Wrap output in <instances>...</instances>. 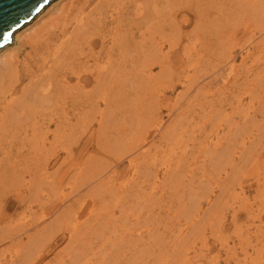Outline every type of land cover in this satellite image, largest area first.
I'll list each match as a JSON object with an SVG mask.
<instances>
[{"label":"bare ground","instance_id":"bare-ground-1","mask_svg":"<svg viewBox=\"0 0 264 264\" xmlns=\"http://www.w3.org/2000/svg\"><path fill=\"white\" fill-rule=\"evenodd\" d=\"M249 1L247 0V2H249ZM254 1H256V0H253V3H254ZM233 2H235V1L233 0ZM256 3H261L259 5L264 6V0H258V2H256ZM240 5L242 6V4H240ZM244 5H246V4H244ZM250 5H251V3L249 4V6ZM255 5L256 4L254 3L253 6H255ZM225 7H226L225 0H50L45 6H43L36 13V15L31 20H29L20 29H18L17 31H15L12 34V39L10 40V42L7 43L6 45H4L0 49V203L3 202V199H4L3 197H7V196L11 197V196L16 195L19 192V190H18L19 187H22L21 190H24V192H26V191H27V193L29 192L31 196H32V194L34 195L36 193V196H34L35 198L39 195L40 191L47 189V188L50 190L52 189V192H53L54 188H55L54 189L55 192L63 189L62 190L63 192L62 193H60L61 191L59 192L60 197L58 200H54V198H53L54 196H52L53 200H52V198L50 199L48 197L49 201L46 200L47 201L46 204L43 203V205L45 207H47L48 210H50V211L55 210L54 215H56V216L54 217L53 221H51L50 223L47 222L45 224H43L42 222L36 223L33 226L30 223L29 226H32V229H37L40 232H36V233L32 232L34 234V235H32V233L29 232L30 229H28L29 228L28 225H27L28 226L27 228H25V225H20V227H19L18 226L19 223H16L17 221L15 222L17 227H16V225H13V226H15L16 231H13L12 233L15 232V235L17 234L16 237L21 239L20 245H22V240H23V242H25L26 240L24 241V238H27V242H25L26 245L24 244L25 248H23L24 246H22V248L20 249L21 251H22V249H25V250L22 253L21 252L19 253V250H18V252L17 253L15 252V255L13 254V256H11L9 259H5L2 262L0 260V264H38L40 261L43 260L45 252L50 247L52 242L56 240L57 234L62 233V232L69 234L70 245L68 248L65 246L67 249H66V251L64 249L65 252L63 255H61V253H59L55 256V259L57 261H59L58 264H128L126 262L127 258H129V260H131L132 263L136 262L133 264H138L137 262L142 263V264H149V261H147V258L149 259V257L153 256V255L158 256L160 251L165 253L164 254L161 252L164 256H166V257L169 256V258H170V253L173 254L175 251L174 249L176 248V247L173 248V246L176 245L175 241L180 239L179 238L180 235H177V234H176V236L174 235V233H176L175 232V225L172 224V222L169 225L167 223V220H162V224H163V221L165 222V224H163L164 228L162 230L160 229L161 221L159 219L154 221L153 220L154 217L151 219V215H154L155 209L150 210V214L147 215L146 217H144L143 220H141L142 221L141 223H140V221H138L140 219H137L133 223V221L130 222L131 219L129 221L127 218L126 219L122 218L123 223L120 224L119 223L120 218L117 219L118 218L117 217L116 218L117 220H116L115 215L111 214V212H113L115 209L111 211V209H112V207L110 205L111 200L108 198L107 199L108 201H107L106 197H105V194L107 192L106 193L103 192L104 194L99 192L100 194H98L97 189L95 192V188H94L95 186H92L90 188V191H89L90 194H89V192L87 193L89 196L88 199L85 198L86 194L85 195L82 194L78 197H75V199L71 198L69 196L71 194H67L68 191L65 189V186H63L61 184L64 177H59L58 174L64 165L70 164L68 161L70 160V158H72V157L74 158V156H73L74 153L83 154L86 150L88 151V149L90 147L94 148L92 150L93 153H95V152L97 153L98 151L102 150L103 148L104 149L108 148V150L110 149L109 147H106V146L103 147V143H105L104 139L106 137L104 138L102 136L103 132L101 130L102 129L101 127H102L103 123L110 124V122H111V124H112L113 120H115L113 118V114H112L113 113L112 107L115 104V102H117V101L119 102L120 100H117V98L115 97L116 95L114 93H116V94H117V92L127 93L126 92V76L127 75L129 76L131 74V73L128 74L129 71H139V72H144V73H147V72L151 73L157 67H161V71H160L161 73L158 76L159 77L161 76L160 77L161 80H162L163 74L166 76L165 78L167 79V82L165 81L164 84H166V85L163 86V88L166 90L175 88V85L173 84L174 78L178 79V78L184 77V79L189 80V78H191L190 69L193 68L192 65L195 63L193 61V59L197 58L196 61L197 60L200 61V59H198L200 56L198 57L197 55L193 54V52H192L193 50L190 51V50H188V46H185L183 48V54H184V56H185L184 58L186 60L181 62V65H180L181 70L176 72L173 68V65H174V63L177 64L179 62V60L177 59L178 55L176 53L177 49H178V44L184 40L189 41L190 38L192 37L191 33H192V30L194 28L197 29L198 27H200V29H201V27H203L205 30L206 26L210 25V24L206 25L208 22V19H209L210 11H215V12H219L220 10L223 11L225 9ZM256 8L257 7L253 8V9H255V11L257 12V9L259 7L257 9ZM260 8L264 9V7H261V6H260ZM210 18H211V16H210ZM212 18L214 19V16ZM215 24H217V23H215ZM220 25H218V26H220ZM239 26L240 25H236V26L234 25L233 26L234 29H232L231 31H229V29H228L227 35L230 36V34L232 33V36H234V38L236 40V38L242 34L241 30H244L243 29L244 27L239 28ZM254 26H256V25H254ZM236 27H238V28H236ZM208 28H209V26H208ZM214 28L216 29L217 27H214ZM210 30L213 31L212 29H210ZM219 30H221V29H219ZM214 32H212V33H214ZM217 33L216 34L214 33V34L218 36ZM221 33H223V32H221ZM205 36L206 35H204L203 37H205ZM224 37H221V38H224ZM214 38H216V37H214ZM213 40H215V39H213ZM204 41H203V43H204ZM214 42H216V40ZM222 42H224V40ZM15 43H18L17 49L14 48V50H10V52L8 53L7 51L10 49V45H13ZM212 43H213V41L211 40V44ZM204 44H202V45H204ZM207 44H210V43L208 42ZM217 44H219V43L217 42ZM217 44H216V49H218ZM234 45H236V44H234ZM208 46H210V45H208ZM194 48H196V47H194ZM202 48L204 49L203 46H202ZM230 48H231V45H230L229 49ZM236 48H235V50H236ZM26 49H28L27 52H26ZM198 49H201V46ZM206 49H207V47H206ZM208 49H210V48H208ZM216 49H214V50H216ZM210 50L213 51L212 48ZM194 51H196V49ZM219 51L221 52V50H219ZM6 52H7V54H6ZM21 52L22 53L26 52V54L24 55V57L22 59H20ZM218 52H216V53L219 54ZM211 53H213V52H211ZM233 53H231V54H233ZM243 53H244V51H243ZM200 54L202 55V52ZM236 54L237 53H235V55ZM213 56L215 58L219 57V56L216 57L215 55H213ZM232 56H234V54ZM203 59L205 60V58H203ZM245 59H247V58H245ZM207 60H206V62H207ZM192 61H193V64L190 63ZM208 61H210V60H208ZM213 61H215V60H212L210 62H213ZM259 61H261V60H259ZM197 63H198V61H197ZM215 63H213V64H215ZM220 63H221V61H220ZM200 65H201V63H200ZM215 65H214V67H215ZM225 65L226 64H224V66ZM210 66H212V65H210ZM216 66H217V68H219L218 71H222L225 68V67L222 68V65L219 67H218V65H216ZM214 67H212V68L214 69ZM195 68H196V66H195ZM199 68H201V67H199ZM199 68H196V69H199ZM203 68L204 67H202V69ZM206 69H203V70H205V71H203V74H204V72H206L205 74H207ZM233 69H234V66L232 65V63H229L226 70H224V72H223L224 74L228 73V76L225 77L228 80V82L230 80V75L232 74ZM127 70H128V72H126ZM246 72H248V71H246ZM229 73H231V74H229ZM213 74H214V72H213ZM240 74H239V77H240ZM216 75H217V73H216ZM218 75H220V74H218ZM149 76H151V75H149ZM158 76L156 75V77H153L152 79H156V81H157ZM185 76H186V78H185ZM207 76H208V74H207ZM251 76L249 78H251ZM202 77H204V76H202ZM194 78H193V80H194ZM135 79H136V77H135ZM152 79H151V81H152ZM202 79L205 80V78H202ZM215 79L217 80V77H215ZM252 79H254L253 76H252ZM190 80H189L190 85L188 86V89L186 90L187 94H191L190 92L192 90V87H193L194 83L197 81V79L195 78L196 81L195 82L191 81L193 83L192 84L190 82ZM209 80H212V79H209ZM234 80L236 81L237 78L235 79V77H234ZM246 80H248V79H246ZM199 81H200V79H199ZM242 81H245V80L243 79ZM153 82H155V81H153ZM157 82H155V83H157ZM198 83H201V82H198ZM236 83H237V81H236ZM248 83H249V81H248ZM253 83H255V81H253ZM158 84H159V82L157 83V85ZM222 84H224V83L222 82ZM250 84L251 83H249V85ZM151 85H153V84L151 83ZM187 85H186V87H187ZM249 85H247V86L249 87ZM214 87H215V85H214ZM252 87H253V85H252ZM144 88L145 89L147 88V90H148L149 87H144ZM254 88L255 87H253V90H254ZM160 90H161L160 87H158L157 91H160ZM209 91H210V89H209ZM252 91L248 92V94L253 98L254 91L253 92ZM206 92H207V90H206ZM119 94L118 95L121 96L122 93H119ZM123 94H122V96H123ZM155 94H153V96ZM179 94H181V93H179ZM160 95H161V93H160ZM160 95L159 96L157 95L156 97L154 96V99H152L150 102V105L152 106V108L150 106H148L149 111L146 112V114L144 113L145 114L144 117L147 116V113L149 115H151L149 117H153L152 113L155 114L152 119H147L149 121L146 120V125H150L149 129H151L153 132H155V137L157 135H159V140H162V139L163 140L166 139L165 141L169 140V142L167 143V145H169L168 149L172 150L171 151V155H172L171 158L169 160L166 159L167 163L166 162L163 163V164L166 163V165H165L166 177L162 181H160L161 179L159 180L160 183H162L161 185L159 183V185H160L159 190L161 189L162 193H159V194H161L159 197L158 196H155V197L159 198V200L164 199L165 197H167V194H169L168 191H173V192H170V193H172V195L178 193V196L180 195L179 193L181 192L182 195L180 197H183L182 200H184L185 196H190L191 198H193L194 201L196 200L197 202H194V201L192 202V200H191L189 205L188 204L184 205L183 202L182 203L179 202L180 206H178V207H180V209L183 208V210L185 208L187 213H186V211L184 212L183 210H182V212L186 213L189 217H190L189 213L190 214L192 213V218L191 217L190 218H191V220L194 221L193 216L195 217L197 215V216H200L201 218H203L204 211L199 207V203L201 202L199 200V197L206 198V201H208V203H210V204H211V201L213 200L211 198V195L213 193L212 190L214 188H211V187H213L214 179L212 177H209V175L206 173L205 167H207V166L210 167V169L215 171V173L217 171L218 172L224 171L227 176L230 175L227 172L228 168H231V169L233 167H235L233 169L237 168L236 165L238 164L240 157L243 155L240 154L239 156H236V150H234L233 148H238V146H239L238 145L239 143H237V141L239 140L240 136L243 137L241 135L242 128H240L238 131V133L240 135L239 137H237L238 140L236 141L235 140L236 137L234 138L232 136L233 140L230 139V143H228L226 146H222V144L218 143V144H216V146L218 148H216V149L211 148V150H209L207 147H205L206 144H208L207 142H206V144H204V141L202 143H200L202 145V147H201L202 149L200 148L201 149L200 152L209 154V156L207 159H205V161H203L202 164H200V166H198V168L201 169L200 171L202 172V174H199V172H194L192 170L196 169V168H193V167L191 169H189V168L191 167V164L196 163V165H197V162H199L197 160L200 159V156L202 153L199 154L200 156H195V153H191L192 154L191 156H194V157H192L193 159L191 161L189 160L188 148L190 145L189 144L190 139L188 138L189 135L187 136L186 134L190 133V130H189L190 125L193 122L190 120L186 121L187 118L186 119H183V118L174 119L173 118L172 121L168 125L164 126L163 119H158L156 116V113L154 111L157 108L153 109L154 102H155V105H158L160 107H161V105H163L162 104V98ZM148 96L149 95H147V97ZM180 96L182 97L183 95L181 94ZM124 97L126 98L127 96H124ZM132 97H133V95L131 96V98ZM208 97H209V95H208ZM135 98L136 97H134V99ZM149 98H152V97L149 96ZM183 98H184V96H183ZM242 99H243V97H242ZM144 100H147V99H144ZM208 100L210 103L211 102L210 99H208ZM208 100L206 102H208ZM125 102H126V100H125ZM192 102H193V100H192ZM203 102H205V101H203ZM212 102H215L214 99ZM228 102H231V101H228ZM143 103H145V102H143ZM199 103H197V104H199ZM175 104H173L172 105L173 107L170 108V116L176 115L175 110H176L177 105H175ZM177 104H178V102H177ZM237 104H238V102H237ZM205 105H207V103ZM212 105H213V103H212ZM214 105H216V104H214ZM230 105H232V104H230ZM239 105H237V107H239ZM216 107L217 106H215V108ZM196 108H197V106H196ZM196 108L194 110H196ZM200 110H203V109L200 108ZM218 110H219V108H218ZM111 111H112V113H111ZM224 115L225 114H223L222 117ZM178 116L180 117L179 113H178ZM215 116H217V114ZM114 117H116V116H114ZM209 117L212 118V116H209ZM110 118H113L112 121L110 120ZM133 118H135V117H133ZM137 118H135V119L131 118L130 119V124H131L130 133L132 134V135L130 134V136H133V133H135L137 131V133H136L137 138L134 137L133 139L131 138L129 140L127 138V135H126V142H125L126 148L125 149H126V152L128 151V153H129V154H127L128 155L127 157H130L132 165H135V170L139 171V169H144V171L142 170V172L140 173L141 179H140V177H138L139 179H137V181L133 180L134 184L133 185L130 184V185H128V187L126 186V190H124V191H128V193L130 194V195L128 194V196L132 200L128 205L130 207L126 206V210L124 208L126 213L127 212L130 213V210L133 211V209L135 208L133 203H135L134 202L135 200L140 202L141 200H138V199L140 198L141 195L145 196L146 194H148L150 192L152 195V196L150 195L152 200L155 198L154 197L155 194H153V192H151V191L147 192V189L150 188L152 186V184L156 183V181H157L156 179L158 178L157 169L155 170V166H157V161H154L155 156L154 155L151 156L150 155L151 153H149V155H148V152H151V150L140 151L141 156L139 155V153H137V151L139 149L145 148V143L147 142L148 134L150 133L149 129L146 130V128H145L146 125L143 122V121H145L144 120L145 118L143 119L142 116L139 117L142 119H137ZM250 118H252V117H250ZM62 119H68V121L70 119H76V120L77 119H80V120L81 119H92L89 121L91 123H89L88 125L86 124V122H87L86 120H85V122H83V124L85 123V125H87V127H85L88 130L86 137L81 139L83 136L82 135L81 138H79L80 141L79 140L76 141V139L78 137L75 138L74 135L72 136V138H74L73 140L76 141V143H75V141L70 142L73 144L75 143L73 152L71 151V148H73V147H70L71 145L68 146L66 143V137L65 136L68 132L64 129L66 127V124H63V123H65V121L63 122ZM104 120L109 121V122L106 123V122H104ZM177 120L180 122V124L182 126V130H181L182 131L181 132L182 137L179 141H175L174 136H173L174 134H172L174 129L179 124L178 123L175 126V123L178 122ZM212 120L214 121V119H212ZM116 121H118V120H116ZM243 121H244V119H243ZM252 121L255 122V118ZM92 122H96L100 128H97V129L89 128V127H91ZM124 122H123V124H124ZM207 122H208V120H207ZM235 122L236 121H234L233 123L235 124ZM254 122H252V123H254ZM223 123L224 122H222V124ZM252 123L250 122V126ZM53 124L55 126V129L52 130L53 131L52 132L50 129H51V126H53ZM111 124H110V127L113 126ZM218 125H216V126H218ZM229 125L231 126V123H229ZM82 127H84V125ZM103 127L106 128L107 126L105 125ZM247 127H248V122H247ZM247 127H245V128L247 129ZM115 128H117L116 125H115ZM118 129H120V128H118ZM141 129L143 131L142 133H141ZM64 130L67 132L66 134L63 132ZM83 130H82V132H83ZM231 130H233V128ZM109 131H110V129H109ZM115 131L117 132L118 130L116 129ZM122 131L123 130H121V132H120V136H121ZM82 132L80 134H82ZM219 132H220V130H219ZM233 132L235 133V131H233ZM84 133H86V132H84ZM140 133H141V135H140ZM51 134H52V140H50ZM94 135H95V137L97 136V139L94 138ZM194 136H195V133H194L193 137ZM216 136H217V134H216ZM245 137H247V136H245ZM249 137H250V135H249ZM107 138H109V137H107ZM117 138L119 139V137H117ZM209 138H210V136H209ZM109 139H111V138H109ZM114 139L117 142L115 137H114ZM191 139H193V138H191ZM242 140H244V137ZM121 141H122V139L120 140V142ZM191 141H193V140H191ZM116 142H115V144H117ZM111 143H112V140H111ZM211 143H213V142H211ZM242 143L244 144L245 142L242 141L241 144ZM200 144H199V147H200ZM214 144L215 143H213V145ZM211 146H212V144H211ZM75 148H76V152L74 151ZM119 148H121V147H119ZM104 149H103V151H104ZM178 149H179V151L176 152V154H175L173 150L176 151ZM159 150H161V149H159ZM227 150H228V152H226ZM61 151H63L65 153V156L62 158V160H59L58 167L56 168V170L52 173L49 172V167L51 166V164H53V161H55L54 156L56 155L57 157H59L58 154ZM110 151H111V149H110ZM118 151H119V149H118ZM89 152H91V151H88L87 153H89ZM191 152H193V151H191ZM250 153H253L252 149L250 150ZM95 154L90 155L89 157L90 158L92 156L94 157ZM139 158H140V161H137ZM249 158H248V160H250ZM91 159L93 160V158H91ZM162 159H163V157H162ZM225 160H227V163H225V165H224L223 163ZM248 160L246 159V161H248ZM97 162L98 161L96 160V163ZM102 162L103 161H101V163ZM189 162H191V163H189ZM85 163L86 162H84V166H85ZM77 164L80 165L79 163H77ZM222 164L224 166H222ZM240 164L241 163L239 161L238 166H240ZM113 165H115V164H113ZM160 165H161V163H160ZM94 167H96V166H94ZM201 167H203V168H201ZM135 170H134V172H135ZM213 171H211V172H213ZM83 172H80V175H81V173H83L82 175H84L83 177H85V183L84 184H87V186L91 185L93 182V179L95 178L94 174L89 176V175H87L89 173L85 174L86 171H83ZM91 172L92 171L90 170V173ZM109 172H110V169H109ZM231 172L234 175V171H231ZM97 173L100 174V170H98ZM142 173L144 175L143 177H142ZM137 174H139V173H137ZM220 174L222 175V173H220ZM80 175H79V173H78V175L76 174V176H75L76 179H77V176H80ZM87 176H89V177H87ZM112 177H113V175H112ZM229 177H228V179L225 178L224 181H220L219 187L221 186V184L223 185L225 183V181L229 180ZM73 178L74 177H72V180H73ZM69 179H71V178H69ZM113 179H111V180H113ZM78 180L79 179L76 180L77 181L76 184L79 183ZM220 180H222V179H220ZM95 181H94V183H95ZM106 181H105L106 183L109 182V180H107V179H106ZM217 181L218 180H216L215 182H217ZM69 182H71V181H69ZM100 182H99V184H100ZM168 182H170V183L168 184ZM236 182H238V181H236ZM80 183H82V182H80ZM111 183H112V181H111ZM68 184H70V183H68ZM95 184L98 185V183H95ZM227 184H229V183H227ZM65 185H67V184L65 183ZM108 185H111V184H108ZM176 185H177V188H176ZM224 185H223V188H224ZM102 186H104V185H102ZM166 186L169 187L168 190L166 188H164ZM240 186H241V184H240ZM82 187H84L83 183H82ZM225 187H226L225 190L223 188L222 189L225 192H227L229 190V189H227L228 186H225ZM75 188H77V186ZM109 188L111 189V187H109ZM153 188L154 187H151V189H153ZM258 188H259V186L257 187V189ZM64 190L67 191L66 195L64 193ZM72 191L74 192V190H72ZM263 191H264V189H263ZM55 192H53V193H55ZM81 192H82V190H81ZM81 192H80V194H81ZM108 192L109 193H107V194H110V192L112 193L111 190H108ZM75 193H77V191ZM261 193H262V191H261ZM49 194H51V193L49 192ZM225 194L231 195L229 191H228V193H225ZM42 196H44V195H42ZM58 196L59 195L57 193L56 197L58 198ZM232 196H234V195H232ZM27 197H25V199ZM120 197L122 198V196H120ZM180 197H177V198H180ZM38 198H41V197H38ZM43 198H45V197H43ZM104 198H105V201L103 200ZM32 199H34V198H32ZM98 199L106 202L105 205H104V202L97 201ZM145 199H147L146 196H145ZM234 199H235V197H234ZM109 200H110V203H109ZM143 200H144V197H143ZM148 200H149V198H148ZM148 200H146V201H148ZM159 200L156 199V201H159ZM182 200H179V201H182ZM23 201L26 202L27 200L25 201L24 199H22V202ZM31 201H33V200H31ZM34 201H35V199H34ZM39 201L40 200H38V203L41 202V201L40 202ZM91 202H93L94 204L92 205ZM142 202H144V201H142ZM186 202H184V203H186ZM26 203H27V207L29 210V208L31 206H30V204H28V202H26ZM154 203H155V200H154ZM171 203H172V201H171ZM193 203H198V204L193 205ZM40 205H41V203H40ZM112 205H113V200H112ZM163 205H164V208H162V210H160V211H164V213L167 212L166 213L167 215H165V216H168L170 213V210H174V208H175L172 204H170V205L168 204V206H165V204H163ZM95 206H97V207H95ZM118 206H120V205H118ZM121 206H120L121 207V213L123 214V213H125V211H123V209H122L124 207V205H121ZM153 206H154V204H153ZM185 206H188L190 211H188V209H186ZM260 206H261V204H260ZM178 207H177V209H178ZM90 208H92V210ZM113 208H114V206H113ZM115 208H116V206H115ZM131 208H133V209H131ZM180 209H179V212H180ZM97 210H98V212H97L98 214L96 215L94 212H96ZM99 210H101V211L99 212ZM261 210L259 213L264 212L263 211L264 209L262 211ZM0 211H1V209H0ZM43 211L44 210H42L41 213ZM88 211H89V213H91V215H88L89 218L82 220L81 218H83V215L85 213H88ZM134 211L137 212V210H134ZM52 212H54V211H52ZM176 212H178V211H176ZM41 213H39V214L35 213L36 217H37V215H38V217L42 216V215H40ZM93 213H94V217H93ZM211 213H212V210H211ZM236 213H237V211H236ZM138 214L139 213H137V216L139 217L141 214L140 215H138ZM22 215H24V214H22ZM176 215H178V214H176ZM179 215H181V214H179ZM187 215L182 214L181 216H183L185 218V217H187ZM251 215H253V214H251ZM258 215H259V217L261 216L260 214H258ZM45 216H46V214H45ZM45 216H43V217H45ZM134 216H135V214H134ZM214 216L216 217V214ZM24 217H25V215H24ZM36 217H34V219ZM189 217L186 218L188 221L190 220ZM31 218H33V217H31ZM130 218H131V216H130ZM45 219H47V218L46 217L43 218V220H45ZM208 219H209V217H208ZM21 220H22V218H21ZM41 220H42V217H41V219L36 220V222L41 221ZM73 220H75L76 222L74 224H71L72 222H74ZM124 220L129 221L128 224ZM173 220H175V219H173ZM197 220H198V217H197ZM205 221H207V219ZM30 222H33V221H30ZM34 222H35V220H34ZM198 222H200V220H198ZM198 222H196V223H198ZM22 223L24 224L23 220H22ZM26 223H29V222H25V224ZM196 223L194 221L192 224H190V226L193 227L194 226L193 224L196 225ZM5 224L7 226H9V223H4V225ZM126 224H127V226H126ZM235 225H236V223H235ZM5 226H4V228L2 226H0V241H1V243H3L4 240L6 241L7 240L6 238L9 239L10 234H11L10 232L12 231L11 228H13L10 226L7 227V228H9L8 232H9V230H11L8 233L5 231V230H7V229H5ZM52 226H57V227L61 226V227L58 228V231L57 230L53 231L54 229H57V227L52 230V229H50V227H52ZM179 226H181V225H179ZM142 227H144L143 228L144 231H142V232L140 231L141 233L136 232V228L142 229ZM185 227H187V226H185ZM202 227H199V228H202ZM194 228H196V227H193L192 229H194ZM237 228H238V226H237ZM197 229H198V224H197ZM181 230L182 229H180V232L182 234L184 231H181ZM196 230H195V233H198L199 231L196 232ZM2 231L3 232L5 231L6 233L4 232L3 233L4 235H3ZM158 231H159V233H158ZM160 231H162L161 234H160ZM236 231H234V232H236ZM257 232L260 233L261 231H257ZM188 233L191 234V232H188ZM5 234H6V236H5ZM24 234H25V236H24ZM7 235H9V237ZM183 235H185V234H183ZM199 235H201V234H198L197 236H199ZM11 236H12V234H11ZM187 236L190 237V235H187ZM10 238L13 239L12 237H10ZM183 238H185V237L183 236ZM2 239H4V240H2ZM20 239H17V242H19ZM187 239H189V238H187ZM239 239H240V237H239ZM185 240H186V238H185ZM8 241L9 240H7L6 242H8ZM180 242L183 243L182 240ZM1 243H0V245H1ZM182 243H181V246L183 247ZM188 243H190V242H188ZM188 243H183V244L187 245ZM140 246L143 248L142 249L143 255H145V258L143 257V260L140 259L141 258L140 256H135L136 252L138 251L136 249H139ZM178 246H180V245H178ZM181 246H180V248L177 247V249H180V250L183 249L184 250V247L182 248ZM70 248H71V250H70ZM3 249H4V247L2 248V250ZM7 249H8V247H7ZM8 250L10 251V249H8ZM8 250L6 251V249H5L4 251L8 252ZM262 250L264 251V249H262ZM4 251H2V252H4ZM146 251H148V254H150L149 256H148V254H145ZM2 252H0V254H1L0 258L6 257L5 256L6 252L3 253L4 255L2 254ZM258 254H260V253L258 252ZM180 255H182V254H180ZM160 256H161V254H160ZM158 257H156V259H155L156 261H152L153 264H155V263L156 264H162V261H159V259H158L159 263L157 262ZM130 258H132V259H130ZM180 259L182 260V258H180ZM127 261H128V259H127ZM163 261H164V263L166 262L165 260H163ZM168 261H169V259H168ZM168 261L166 263H168ZM174 261H176V259ZM170 263L172 264L171 261H170ZM48 264H53V263L48 262ZM175 264H176V262H175ZM181 264H182V262H181Z\"/></svg>","mask_w":264,"mask_h":264},{"label":"rangeland","instance_id":"rangeland-1","mask_svg":"<svg viewBox=\"0 0 264 264\" xmlns=\"http://www.w3.org/2000/svg\"><path fill=\"white\" fill-rule=\"evenodd\" d=\"M234 1L235 2H233V0H225L226 7H225V9L223 11L222 10H220L219 12L210 11L209 19H208V22L206 24V25L210 24V25H208L209 28H208V26H206L205 30H204L203 27H201V29H200V27H198L197 29L194 28L193 29L194 31L192 30V33H191L192 37L190 38V40L189 41L188 40H184V41H182L181 43L178 44V49H177L176 53L178 55L177 59L179 60V62L177 64L174 63V65H173V68H174V70L176 72L181 70V67H180L181 62L186 60L184 58L185 56L183 54V48L185 46H188V50H190V51L193 50L192 51L193 54L197 55L198 57L200 56L198 58V59H200V61L197 60L199 64L196 61L197 58L193 59V61L195 62L194 64H193V61L190 62L191 64H193L192 65L193 66V68H192L193 70L189 68L190 69V74H191V78H189V80L191 79L190 82L191 81L195 82L196 81L195 78L197 79V81L194 83V85L192 87V90L190 92L191 94H187L186 93V90L188 89V86L190 84H189V80L184 79V77L183 78H178V79L174 78L173 84L175 85V88L169 89V90L164 89L163 86L166 85V84H164V82L165 81L167 82V79L165 78L166 76L164 74H163V77H162L163 81L160 78L161 76L160 77L158 76L161 73L160 72L161 71V67H157L151 73H148V72L144 73V72H139V71H129L128 74H130V73L131 74L129 76L126 74L128 76V77L126 76V92L127 93H125V92H117V94L114 93L116 95L115 97L117 98V100H120L119 102L118 101L115 102V104L113 105V107H112L113 113L111 111V113L113 114V118L115 120H113L114 123L112 122V124H111V122H110V124L113 125L114 127L113 126L110 127V124H105V123H103L102 127H101L102 128L101 129L102 132L103 133L105 132L104 134L101 132L102 136L104 138L106 137L104 139L105 143H103V147H105V146L109 147L111 149V151H110V149L108 150V148H105L106 150L103 148L104 151L102 149V150L98 151L97 153L95 152L96 153L95 154L92 151L94 148L90 147L88 149V151H91V152H89L90 154L87 153L88 152L87 150L83 154L74 153V155H73L74 158L72 157L68 161L70 164L68 163L69 165H64L62 167L61 171L58 174L59 177H64L61 184L63 186H65V189L68 191V193H67V191L64 190L65 195H66V193L67 194H71L69 196L71 198H74V199H75V197H78V196H80L82 194H84V195L86 194L85 198L88 199L89 196H88L87 193L90 191V188L92 186H95L94 187L95 188V192H96V189H97V193L98 194H100L99 192H101V193H103V192L104 193H106V192L109 193L108 190H111L112 193L111 192H110V194L106 193L105 197H106V200L108 198L111 200V204H110L111 207H112L111 211L114 210V209L116 210V211L114 210L113 212H111V214L115 215V219L117 217H118L117 219H119V218L121 219V220L119 219V223L120 224L123 223L122 218L123 219L127 218L129 221L131 219L130 222L133 221V223L137 219H140L138 221H140V223H141L142 222L141 220H143L144 217L149 215L150 214V210H152V209L153 210L155 209L156 211L154 210V215H151V219L154 217L153 218L154 221L158 220V219L161 221V225H160V229L161 230L164 228L163 224H165L164 221H163V224H162V220H167V223L169 225L172 222V224L175 225V232L176 233H174V235L175 236H176V234L180 235V237H179L180 239L176 240L175 241L176 245L174 244L175 246H173V248L176 247L174 249L175 250L174 251L175 254L173 253L174 254L173 255L172 253H170V258H169V256H167L168 257L167 258L166 256H164L162 254L164 252L160 251V253L158 255L159 257L156 256V255H153V256L149 257V259L151 258L152 260L151 259L149 260L147 258V261H149V264H151V263L153 264L152 261H156L155 260L156 257H158L157 258V262L159 263V261H162V264H171L170 261L172 262V264L173 263L175 264V262H176V264H181V262H182V264H191V263L192 264H264V253H263L264 251L262 250V249H264V212L259 213L261 209L262 210L264 209V191H263V189H264V125H263L264 124V29H263L264 28V9L260 8V6L261 7H264V6L263 5H259L261 3H256V2H258V0L254 1V3L256 4L255 6H253L254 5L253 0L252 1L248 0L251 3L252 6L251 5L249 6L250 3L247 2V0H244V1L243 0H234ZM240 4H242V6ZM244 4H246V5H244ZM255 7H257V8L259 7L258 9L260 11L256 8L257 9V12H256L255 9H253ZM210 16H211V18H210ZM213 16H214V19L212 18ZM215 23H217V24H215ZM218 25H220V26H218ZM234 25L235 26L236 25H240L239 28L244 27L243 28L244 30H241L242 34L239 37H237L236 40H235L234 36H232L231 32H230L231 33L230 34L231 37L227 35V32H228L227 30L229 29V31H231L232 29H234L233 28ZM254 25H256V26H254ZM214 27H217L218 29L217 28L215 29ZM236 28H238V27H236ZM210 29H212L213 31H211ZM219 29H221V30H219ZM220 31L223 32V33H221ZM212 32H214L215 34L217 33L218 36L215 35ZM204 35H206V36L203 37ZM212 35L213 36L215 35L214 37H216V38H214ZM221 37H224V38H221ZM213 39H215L216 42H214L215 40H213ZM222 39L224 40V42H222L223 41ZM211 40L213 41L212 44H211ZM203 41H204L205 44L203 43ZM207 41L210 44H207L208 43ZM217 42L219 44H217ZM202 44H204L205 46L202 45ZM216 44L218 45V47H217L218 49H216ZM234 44H236V45H234ZM208 45H210V46H208ZM230 45H231V48L229 49ZM17 46H18V43L10 45V49L7 52L9 53L10 50H14V48L17 49ZM200 46H201V49H198V48H200ZM202 46L204 47V49L202 48ZM194 47H196V48H194ZM206 47H207V49H206ZM208 48H210V49L212 48L213 51H211ZM235 48H236V50H235ZM195 49H196V51H194ZM214 49H216V50H214ZM219 50H221V52ZM27 51H28V49H26V52ZM243 51H244V53H243ZM7 52H6V54H7ZM26 52H24V53L21 52L20 59H22L24 57ZM199 52L200 53L202 52V55ZM211 52H213V53L215 52V53L213 54ZM216 52H218L219 54H217ZM231 53H233L234 56H232L233 54H231ZM235 53H237V54L235 55ZM213 55H215L216 57L217 56H219V57L215 58ZM203 58H205V60ZM245 58H247V59H245ZM207 59L210 60V61H212V60H215V61L210 62ZM258 59L261 60V61H259ZM206 60H207V62H206ZM220 61H221V63H220ZM200 63H201V65H200ZM213 63L218 65V67L222 65V68L223 67H225V68L222 71H218L219 68H217V66L215 64H213ZM229 63H232V65L234 66V69L232 71V74L229 73L231 75H230V80L228 82V80L225 78V77L228 76V73H226L227 74L226 75L223 72H224V70H226V68L229 65ZM224 64H226V65L224 66ZM210 65H212V66H210ZM214 65H215V67H214ZM195 66H196V68H199V67H201V68L196 69ZM202 67H204L203 69L207 68L206 71H207L208 76H207V74H205L206 72H204L205 75L203 74V71H205V70H203ZM212 67H214V69ZM246 71H248V72H246ZM126 72H128V70ZM213 72H214V74H213ZM216 73H217V75H216ZM218 74H220V75H218ZM239 74H240V77H239ZM149 75H151V76H149ZM156 75L158 76V78H157V81L159 82L158 85H157L158 82L156 81V79H152L153 77H156ZM251 75L253 76L254 79H252ZM202 76H204V77H202ZM250 76H251V78H249ZM135 77H136V79H135ZM215 77H217V80L215 79ZM234 77H235V79L237 78V80H236L237 83L234 80ZM185 78H186V76H185ZM193 78H194V80H193ZM202 78H205V80L202 79ZM151 79H152V81H151ZM199 79H200V81H199ZM209 79H212V80H209ZM243 79L245 81H242ZM246 79H248V80H246ZM153 81H155L157 83H155ZM248 81H249V83H251L250 85H249ZM253 81H255V83H253ZM198 82H201V83H198ZM222 82L224 84H222ZM151 83L153 85H151ZM186 85H187V87H186ZM214 85H215V87H214ZM247 85H249V87ZM252 85H253V87H255L254 90H253ZM144 87H149L151 90L149 88L147 90V88L145 89ZM158 87H160V89H161L160 91H157ZM209 89H210V91H209ZM206 90H207V92H206ZM252 90L254 91V96H253L254 99L248 94V92H250ZM119 93H122V94L124 93V94H123V96H122V94H121V96H119L120 95ZM160 93H161V95H160ZM179 93H181L184 96V98H183V96L181 97L180 96L181 94H179ZM153 94H155L154 95L155 97L157 95L158 96L160 95L161 98H162V104L163 105H161V107H160L158 105H155V102H154L153 109L157 108L154 111H155L156 116H157L158 119H163L164 126L168 125L172 121L173 118L174 119H181V118L186 119L187 118L186 121L190 120V121L193 122V123L191 122L192 124L190 125V129H189L190 133L186 134L187 136L189 135L188 138L190 139V141H189L190 145H189V148H188V150H189L188 156H189V160L190 161L193 159L192 157H194V156H191L192 155L191 153H195V156H200L199 154L202 153V152H200L201 149H202L201 148L202 145L200 143H202L203 141H204V144H206V142L208 143V144H206L205 147H207L209 150H211V148L212 149L213 148L214 149L218 148L216 146V144H218V143L222 144V146H226L228 143H230V139L233 140L232 139L233 137L234 138L236 137L235 138L236 141L238 140L237 137L240 136L238 131H239L240 128H242V131H241L242 133L241 132L240 133L244 137V140H242L243 137L240 136L239 140L237 141V143H239L238 144L239 145L238 148H233L234 150H236V156H239L240 154L243 155V156H241L242 158L240 157L241 160L239 159V161L241 163L240 166H238L239 161H238V164L236 165V167L238 169L237 168L233 169L235 167L232 168L233 170L231 168H228L227 172L231 175V176L229 175L230 176L229 177V176L226 175V173L224 171L218 172L216 170L217 171L216 172L217 174H216L215 171L210 169V167L207 166V167H205L206 169L204 168L206 170V173L209 175V177H212L214 179L213 187H211V188H214L212 190L213 193L211 195V198L213 200L211 201V204H210V203H208V201H206V198L199 197V200L201 201L200 203L198 202L199 203V207L204 211L205 214L203 213V218H201L200 216H197V215L195 217L193 216L195 223L198 222V220H200V222L196 223V225L193 224L194 225L193 227H196L194 229H192L193 227L190 226V224H192L194 222L193 220H191L192 213L191 214L189 213V215L191 217L190 218L186 214L187 211L185 210V208L183 210V208L180 209V207H178V206H180L179 202H181V203L183 202L184 205H187V204L189 205L191 200H192V202L194 201L193 198H191L190 196H185L186 198L184 197V200H185L184 201V200H182L183 197H180L182 195L181 192L179 193L180 195L178 196V193L174 194V195H172V193H170V192H173V191H168L169 194H167V197H165L164 199L159 200V198L155 197V196L159 197L161 195L159 193H162V190L161 189L159 190L160 185L162 184V183H160V181H162L166 177V167H165V165L167 163L166 159L169 160L171 158V156H172L171 155V151L172 150L168 149L169 145H167V143L169 142V140L168 141H165L166 139L159 140V135H157L155 137V132H153L151 129H149L150 125H146V120L147 119H152L154 117V115H155L154 113H152L153 117H149L151 115H149L147 113V116L144 117L146 112L149 111L148 106H150L152 108V106L150 105V102H151L152 99H154ZM132 95H133V97L131 98ZM147 95H149L152 98H149V96L147 97ZM208 95H209V97H208ZM124 96H127V97L125 98ZM134 97H136L135 98L136 100L134 99ZM242 97H243V99H242ZM144 99H147V100H144ZM208 99H210V101H211L210 103H209ZM213 99H214L215 102H212ZM125 100H126V102H125ZM192 100H193V102H192ZM207 100H208V102H206ZM203 101H205V102H203ZM228 101H231V102H228ZM143 102H145V103H143ZM177 102H178V104H177ZM237 102H238V104H237ZM197 103H199V104H197ZM206 103H207V105H205ZM212 103H213V105H212ZM173 104L177 105L176 110H175L176 115L170 116V108L173 107L172 106ZM214 104H216V105H214ZM230 104H232V105H230ZM237 105H239V107H237ZM196 106H197V108H196ZM215 106H217L216 107L217 109L215 108ZM195 108H196V110H194ZM200 108L203 109V110H200ZM218 108H219V110H218ZM178 113L180 114V117L178 116ZM222 113L225 114L223 117H222V115H223ZM216 114H217V116H215ZM114 116H116V117H114ZM141 116H142L143 119L145 118L144 119L145 121H143V122L146 125L145 126L146 130L149 129L150 133L148 134V140L145 143V148L144 149H139L137 151V153H139V155L141 156V152L140 151L151 150V152H148V155H149V153H151L150 154L151 156L152 155L155 156L154 161H157V166H155V170L157 169L158 178L156 179L157 181L155 180L156 181V183H154L155 185L152 184V186H151V187H154V188L151 189V187H150V188L147 189V192L151 191V192H153V194H155L154 195L155 198L152 200V198L150 197V195H151L150 192L145 195L147 199H145V196L141 195L140 198L138 199V200H141V201L138 202L137 200H135L134 201L135 203H133L135 208L134 209L131 208V209H133V211L137 210V212L136 211L133 212V211L130 210V213H128V212L126 213V211H125L126 210V206L130 207L128 205H129V203L132 200L128 196V194H129L128 191H124V190H126V186L128 187V185H130V184L133 185L134 181L135 180L137 181V179H139L138 177H140V179H141L140 173L142 172V170L144 171V169H139V171L135 170V165H132L131 158L127 157L128 156L127 154H129V153H128V151L126 152V149H125L126 148V143H125L126 142V135H127V138L129 140L131 138L133 139L134 137L137 138V134H136L137 131L135 133H133V136H130V134H131L130 133V127H131L130 119L131 118L135 119L137 117H138L137 119H142V118H139ZM209 116H212V118L209 117ZM133 117H135V118H133ZM250 117H252L253 119L255 118V122L256 123L254 121H252L253 119L250 118ZM113 118H110V120L112 121ZM212 119H214V121ZM232 119L237 122V123L235 122L236 125L233 123L234 121ZM243 119H244V121H243ZM62 120H63V122L65 121V123H63V124H66V127L64 129L68 132L67 133L65 130L63 131L65 134L67 133L66 136H65L66 137V143H67L68 146L71 145L70 147H73V148H71V151L73 152L74 145H75L76 141L79 140V138H81L82 135L83 136H82L81 139L86 137V134H87L88 130L85 127H87V125L89 123H91L89 121L92 120V119H81V120L80 119H77V120L76 119H70L69 121H68V119H62ZM85 120L87 121L86 122L87 125H85V123L83 124V122H85ZM106 120H104V122H106V123L109 122V121H106ZM116 120H118V121H116ZM207 120H208V122H207ZM248 120L251 123L254 122V123L251 124L252 127L250 126V122ZM147 121H149V120H147ZM123 122H124V124H123ZM222 122H224V123L222 124ZM247 122H248V127H247ZM229 123H231V126L229 125ZM92 124H91V127H89V128H91V129L100 128L99 125H97L96 122H92ZM177 124H178V126L172 132V134H174L173 136H174L175 141H179L181 139V137H182V135H181L182 134L181 133L182 132L181 131L182 130V126H181L179 121L175 123V126ZM83 125H84V127H82ZM105 125L107 126L106 128L103 127ZM115 125H116L117 128H115ZM216 125H218V126H216ZM245 127H247V129ZM118 128H120V129H118ZM232 128H233V130H231ZM54 129H55V126L53 124V126H51L50 130L52 131ZM109 129H110V131H109ZM116 129L118 130L117 132L115 131ZM82 130H83V132H82ZM121 130H123V131H122L121 136H120ZM219 130H220V132H219ZM233 131H235V133ZM81 132H82V134H80ZM84 132H86V133H84ZM142 132L143 131L141 129V133ZM141 133H140V135H141ZM194 133H195V136L193 137ZM216 134H217L218 137L216 136ZM73 135L75 136V138L78 137L76 139V141L73 140L74 139V138H72ZM249 135H250V137H249ZM50 136H51L50 140H52V134ZM113 136L116 138L117 142L115 141ZM209 136H210V138H209ZM245 136H247V137H245ZM107 137H109L111 139H109ZM117 137H119L120 140L122 139V141H121L122 143L120 142V140ZM94 138L97 139V136L95 137V135H94ZM191 138H193V139H191ZM111 140H112V143H111ZM191 140H193V141H191ZM73 141H75L74 144L70 143V142H73ZM242 141L245 142V143L241 144ZM115 142L117 144L118 143L119 144L117 145V144H115ZM211 142H213L215 144L213 145V143H211ZM199 144H200V147H199ZM211 144H212V146H211ZM119 147H121V148H119ZM250 148L252 149L253 153H250V150H251ZM118 149H119V151H118ZM159 149H161V150H159ZM228 150L226 152H228ZM74 151L76 152V148H75ZM173 151L176 154V152H178L179 149L176 150V151L175 150H173ZM191 151H193V152H191ZM93 154H95V155H94V157L93 156L91 157V158H93V160H92L89 156L93 155ZM58 155H59V157H57L56 155L54 156L56 162L53 161V164H51V166L49 167V172H51V173L56 170V168L58 167L59 160H62V158L65 156V153L63 151H61V152H59ZM208 156H209V154L202 153L201 156H200V159L197 160V161H199V162H197V165H196V163L191 164V167L189 169H191L192 167L196 168V169H193L192 171L199 172V174H202V172L200 171L201 169H199L198 166H200V164H202L203 161H205V159L208 158ZM162 157H163V159H162ZM248 158L250 160H248ZM246 159L248 161H246ZM96 160L98 161L97 163H96ZM101 161H103V162L101 163ZM137 161H140V158ZM84 162L87 163V164L85 163V166H84ZM164 162H166V163L163 164ZM77 163H79L80 165H78ZM112 163L115 164V165H113ZM160 163H161V165H160ZM189 163H191V162H189ZM225 163H227V160H225L223 164L225 165ZM223 164H222V166H224ZM94 166H96V167H94ZM201 168H203V167H201ZM109 169H110L111 173L109 172ZM90 170L92 171L91 173H90ZM98 170H100V174L97 173ZM134 170H135V172H134ZM83 171H86L85 174L89 173V174H87L89 176L94 174V176H95L94 179L95 180L97 179L96 180L97 182L93 179V182H92L91 185L87 186V184H84L85 183V177H83L84 175H82L84 173ZM211 171H213V172H211ZM231 171H234V175H233V173ZM80 172H83V173H81L82 176L80 175ZM78 173L80 175V176H77V179H79L78 180L79 183L76 184V182H77L76 180L77 179H76L75 176H76V174L78 175ZM137 173H139V174H137ZM220 173H222V175ZM112 175H113V177H112ZM235 175L236 176L238 175V176L236 177ZM89 176H87V177H89ZM143 176L144 175L142 173V177ZM72 177H74L73 180H72ZM228 177H229V180L225 181V183H224L225 185L223 184L224 188H223L222 184H221L222 187L221 186L219 187L220 181H224L225 178L228 179ZM69 178H71V179H69ZM219 178L222 179V180H220ZM106 179L109 180L108 183H106L107 182ZM111 179H113L114 181L111 180ZM216 180H218V181L215 182ZM235 180L238 181V182H236ZM69 181H71V182H69ZM94 181H95V183H98V185H96L94 183ZM111 181H112V183H111ZM67 182L70 183V184H68ZM80 182L83 183L84 187H82V183H80ZM99 182H100V184H99ZM65 183L67 185H65ZM159 183H160V185H159ZM169 183L170 182H168V184ZM227 183H229V184H227ZM108 184H111V185H108ZM240 184H241V186H240ZM73 185L75 187L77 186V188H75ZM102 185H104V186H102ZM225 186H228L227 189H229L228 191L230 192L231 195L225 194V193H228L227 190H226L227 192L224 191L225 188H226ZM258 186H259V188L257 189ZM109 187H111V189ZM21 188L22 187L18 188L19 192L16 195L11 196V197H8V196L7 197H3L4 198L3 202L0 203V209H1V211H0L1 212L0 213L1 214L0 215L1 216L0 217V226H2L4 228V226L6 225V224L4 225V223H9V226L13 227V228H11L12 231L9 230V232L11 231L10 233L12 234V236L10 234V237H12L13 239H11L9 237V235H7L9 237V239L6 238L7 240H9L8 242H6L7 240L5 241L4 239H2V240H4L3 243H1V241H0V243L2 245V246L0 245L1 246L0 247V252L4 251L5 249H6V251L8 249H10V251L8 250V252H6V251L2 252V254L6 252V255H5L6 257L3 256L4 258H0L1 262L3 260H5V259H9L11 256H13V254L15 255V252L17 253L18 250H19V253L20 252L22 253L25 250V249H22V251H21L20 249L22 248V246H24V244L26 245L25 242H27V238H24V241L25 240L26 241L23 242V240H22V245H20L21 239L16 237L17 234L15 235V232L12 233L13 231H16L15 230L16 229L15 226H13V225H16L15 222L17 221L16 223H19V225H18L19 227H20V225H25V228H27L30 225V223H31L32 226L34 224H36V223H41V222L43 224H45L47 222L50 223L51 221L54 220V217L56 216V215H54L55 214V210H51V211L48 210V208L45 207L43 205V203L46 204V202L49 201L48 197L51 199L52 196H54L53 197L54 200H58L59 197H60V193L63 192L62 188H61L62 190H60L61 192L57 189L58 191H56V192L59 195L58 198H57L56 197L57 193L54 190L55 188L53 189V192H55V193L52 192V189L50 190V189L47 188V189H44V190L40 191L39 195L35 198L34 196H36V193L34 195L32 194V196H31L29 192L28 193H27V191L24 192V190H21ZM164 188H166L167 190L169 189V187H167V186L164 187ZM176 188H177V185H176ZM71 189L74 190V192ZM81 190H82V192H81ZM76 191H77V193H75ZM261 191H262V193H261ZM49 192L51 194L52 193L53 194L51 195V194H49ZM80 192H81V194H80ZM89 194H90V192H89ZM42 195H44V196H42ZM232 195H234V196H232ZM120 196H122V198ZM25 197H27L28 199L27 198L25 199ZM38 197H41L42 199L38 198ZM43 197H45L46 199L43 198ZM143 197H144V200H143ZM177 197H180V198H177ZM234 197H235V199H234ZM32 198H34L36 202ZM53 198H52V200H53ZM148 198H149V200L150 199L151 200L149 201ZM22 199H24L25 201L27 200L26 202H28V204H30L31 207L29 208V210H28V207H27V203L24 202V201L22 202ZM37 199L41 201V202L39 201L41 203V205H40V203H38ZM156 199L159 200V201H156ZM31 200H33V201H31ZM103 200L105 201V198ZM103 200H99L98 199L97 201L104 202ZM110 200H109V203H110ZM112 200H113V205H112ZM146 200H148V201H146ZM154 200H155V203H154ZM179 200H182V201H179ZM142 201H144V202H142ZM171 201H172V203H171ZM184 202H186V203H184ZM194 202H197V201L195 200ZM105 203L106 202H104V205H105ZM162 203L165 204V206H168V204L169 205L172 204L175 207V208L173 207L174 210H170V213L168 215L169 217L165 216V215H167L166 214L167 212L164 213V211H160V210H162V208H164V205ZM198 203H193V205L194 204H198ZM91 204L93 205L94 203L91 202ZM117 204L120 205V206L124 205V207L122 209H123V211H125V213H123V214L121 213V207L122 206L120 207ZM153 204H154V206H153ZM260 204H261V206H260ZM113 206H114V208H113ZM115 206H116V208H115ZM95 207H97V206H95ZM177 207H178V209H177ZM185 207H186V209H188V211H190L188 206H185ZM124 208H125V210H124ZM90 209L92 210V208H90ZM179 209H180V212H179ZM40 210L41 211L44 210L43 212L46 214V216H45V214L43 212L41 213ZM182 210L184 212L186 211V213L182 212ZM211 210H212V213H211ZM52 211H54V212H52ZM89 211H88V213H85L83 215V218H81L82 220H85V219L89 218L88 215H91V213H89ZM100 211L101 210H99V212ZM176 211H178L179 213L176 212ZM236 211H237V213H236ZM97 212H98V210L96 212H94V213L97 215L98 214ZM35 213H37V214L41 213L40 215H42V216L38 217V215H37V217H36ZM94 213H93V217H94ZM137 213H139L138 215H140V214L141 215L138 217ZM22 214H24L25 217ZM134 214H135V216H134ZM176 214H178V215L179 214L187 215V217H189L190 220L188 221L186 219L187 217L184 218L183 216H181V215L178 216ZM215 214H216V217L214 216ZM251 214H253V215H251ZM258 214H260L261 216L259 217ZM129 215L131 216V218H130ZM43 216H45L47 219L43 220V218H45ZM31 217H33V218H31ZM34 217H36V218L34 219ZM41 217H42V220L44 222L42 220L36 222V220L41 219ZM197 217H198V220H197ZM208 217H209V219H208ZM21 218H22L24 224L22 223ZM205 218L207 219V221H205L206 220ZM173 219H175V220H173ZM34 220H35V222H34ZM30 221H33V222H30ZM73 221L74 222L71 221L72 222L71 224H74L76 222L75 220H73ZM129 221L126 220L125 222H127V224H128ZM25 222H29V223L25 224ZM235 223H236V225H235ZM127 224H126V226H127ZM197 224H198V229H197ZM179 225H181V226H179ZM9 226H7V225L5 226V229H7V230H5L6 232H8L9 228H7V227H9ZM32 226H29V228H28V229H30L29 232H31V233L32 232L33 233L40 232L37 229H32ZM185 226H187V227H185ZM237 226H238V228H237ZM16 227H17V225H16ZM52 227H50V229L53 230L57 226H52ZM60 227L61 226H58L57 229H54L53 231H55V230L58 231V228H60ZM199 227H202V228H199ZM143 228L144 227H142V229L141 228H139V229L136 228V232L141 233L142 231H144ZM180 229H182L181 231H184L182 234L180 232ZM195 230H196V232L197 231H199V232L195 233ZM200 230L202 232L203 231L204 232L202 233ZM234 231H236V232H234ZM257 231H261V232L258 233ZM4 232L2 231V234ZM188 232H191V234L188 233ZM33 233H32V235H34ZM158 233H159V231H158ZM161 233H162V231H160V234ZM183 234H185L186 236L183 235ZM196 234L197 235L201 234V235L197 236ZM187 235H190V237H188ZM5 236H6V234H5ZM24 236H25V234H24ZM183 236L186 238L187 241L185 240V238H183ZM239 237H240V239H239ZM187 238H189V239H187ZM17 239H20V241L17 242ZM181 240L183 241V243H188V242H190V243H188L189 245L188 244L186 245V244H183L182 242H180ZM181 243H182V245L184 247V250L183 249H181V250L177 249V247L180 248ZM5 245L8 247V249H7V247ZM69 245H70L69 234L68 233H63V232L62 233H58L56 240L52 242L50 247L45 252L43 260L40 261L38 264H48V262L53 263V264H58L59 261H57L55 259V256L57 254H59V253H61V255H63L64 252L66 251V249L69 247ZM178 245H180V246H178ZM3 247H4V249L2 250ZM23 248H25V246ZM64 249H65V251H64ZM142 249L143 248L140 246L139 249H136L138 251L135 254V256H140L141 260H143V257L145 258V255H143ZM70 250H71V248H70ZM258 252L260 254H258ZM145 254H148V251H146ZM160 254H161V256H160ZM180 254H182V255H180ZM149 255L150 254H148V256ZM0 257H1V254H0ZM180 258H182V260ZM127 259H128V261H127ZM127 259H126V262L128 264H131L132 263L131 260H129V258H127ZM130 259H132V258H130ZM158 259H159V261H158ZM168 259H169V261H168ZM175 259H176V261H174ZM163 260H165L166 262L168 261V263H166V262L164 263ZM133 263H136V262H133ZM137 263L138 264H142V263H139V262H137Z\"/></svg>","mask_w":264,"mask_h":264},{"label":"water","instance_id":"water-1","mask_svg":"<svg viewBox=\"0 0 264 264\" xmlns=\"http://www.w3.org/2000/svg\"><path fill=\"white\" fill-rule=\"evenodd\" d=\"M50 0H0V49Z\"/></svg>","mask_w":264,"mask_h":264}]
</instances>
